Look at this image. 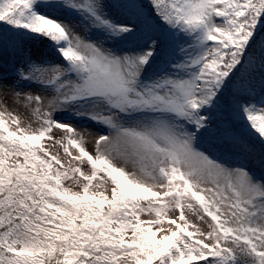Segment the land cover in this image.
<instances>
[{
    "label": "rangeland",
    "instance_id": "374dc122",
    "mask_svg": "<svg viewBox=\"0 0 264 264\" xmlns=\"http://www.w3.org/2000/svg\"><path fill=\"white\" fill-rule=\"evenodd\" d=\"M256 1L155 0V19L141 0H0V130L62 195L112 209L117 264H264V34L252 54L238 21ZM178 240L203 256L174 260Z\"/></svg>",
    "mask_w": 264,
    "mask_h": 264
},
{
    "label": "trees",
    "instance_id": "16d2710c",
    "mask_svg": "<svg viewBox=\"0 0 264 264\" xmlns=\"http://www.w3.org/2000/svg\"><path fill=\"white\" fill-rule=\"evenodd\" d=\"M141 2L155 19L159 17L155 0ZM238 21L255 33L249 51L258 54L259 36L264 34V0H257ZM11 154L22 155L23 163L9 165ZM52 166V160L0 131V264H117L126 247L121 243V231L115 228L112 209L62 195L59 179L49 169ZM132 231L130 255H148L147 229L133 226ZM21 234L37 236L39 249L11 251L8 241ZM202 252L197 244L182 245L174 260L178 253L203 256ZM170 263L168 258L154 255L151 264Z\"/></svg>",
    "mask_w": 264,
    "mask_h": 264
}]
</instances>
